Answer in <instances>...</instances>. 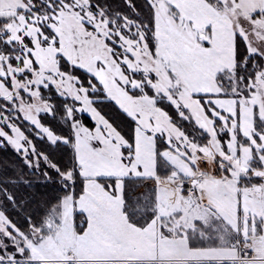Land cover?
I'll use <instances>...</instances> for the list:
<instances>
[{
    "label": "snow or ice",
    "instance_id": "snow-or-ice-1",
    "mask_svg": "<svg viewBox=\"0 0 264 264\" xmlns=\"http://www.w3.org/2000/svg\"><path fill=\"white\" fill-rule=\"evenodd\" d=\"M0 152V264H264V0H0Z\"/></svg>",
    "mask_w": 264,
    "mask_h": 264
},
{
    "label": "trees",
    "instance_id": "trees-1",
    "mask_svg": "<svg viewBox=\"0 0 264 264\" xmlns=\"http://www.w3.org/2000/svg\"><path fill=\"white\" fill-rule=\"evenodd\" d=\"M107 108H108V110H109V111H112V108H111V106H107ZM4 155L11 156V153L4 154V153L0 152V156H4ZM38 187H39V185H38Z\"/></svg>",
    "mask_w": 264,
    "mask_h": 264
}]
</instances>
